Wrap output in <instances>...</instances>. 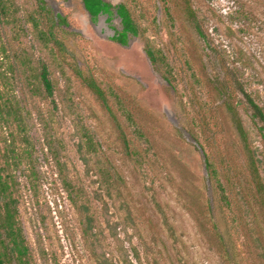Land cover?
<instances>
[{"label": "rangeland", "instance_id": "obj_1", "mask_svg": "<svg viewBox=\"0 0 264 264\" xmlns=\"http://www.w3.org/2000/svg\"><path fill=\"white\" fill-rule=\"evenodd\" d=\"M45 1L51 14L38 0H5L4 17L0 0V90L21 119L0 121V152L14 148L6 167L30 264H224L214 219L238 264H264L245 154L264 184V123L247 100L264 114V0H107L126 3L171 84L142 37L110 38L115 13L93 20L82 0ZM56 14L68 23L53 27L58 43L44 34ZM204 152L235 183L230 205Z\"/></svg>", "mask_w": 264, "mask_h": 264}, {"label": "trees", "instance_id": "obj_2", "mask_svg": "<svg viewBox=\"0 0 264 264\" xmlns=\"http://www.w3.org/2000/svg\"><path fill=\"white\" fill-rule=\"evenodd\" d=\"M40 6L48 14H51L50 9L47 7L45 0H38ZM84 7L89 12L93 20L104 13L112 14L115 13L120 18L121 27L114 30V34L110 37L113 41L118 42L122 45H127L129 40L134 37L143 38V51L147 58L149 59L152 67L155 70H160L163 78L168 84H171V72L166 70V63L163 60L162 53L159 49H156L150 44V41L145 37V29L142 25L135 20L132 16L131 10L128 8L126 3L120 2L117 4H112L107 0H82ZM9 13V9L4 0V17ZM48 30L44 32L47 39L58 43L59 40L55 36L53 27L56 25H67L66 18L61 14H56L55 16H47ZM162 70V71H161ZM38 77L40 78L42 84L50 91V81L48 77L47 67L42 64L38 72ZM89 86V88L103 101V103L109 108L107 104V98L104 95L103 90L96 84L92 79L87 77H81ZM254 112L252 117L254 119L258 118L264 123V114L259 111L258 106L254 101L248 97L247 99ZM236 115L238 129L241 134L244 133L243 127L238 113L232 109ZM0 121L4 124L5 128L10 129L13 124L21 126V119L19 111L16 108V104L12 98H10L5 92L4 95L0 90ZM262 130L264 131V125ZM10 136H13V132L10 130ZM264 138V133H263ZM8 145H13V139L10 137ZM247 149V147H245ZM14 148H6L3 152H0V159H4V163L0 162V264H30V251L29 246L26 243L22 227L18 220V207L17 201L13 197L15 184L13 183V178L8 173L6 165H9L8 152H13ZM247 170L250 176V186L253 188L254 196L256 197V202L264 210V184L261 180L259 170L256 165L255 157L250 154V150L247 149ZM3 154V155H2ZM204 161L206 168L208 170L210 179L215 182V189L218 192L219 200L225 205H230L231 194L235 188V183L230 178H225L224 182L219 179L218 170L214 167L212 161H210L209 156L204 152ZM209 211L212 210L211 203H209ZM214 228V235L216 243L219 247L220 257L222 258L224 264H238L236 260L235 252L232 250L231 245L226 239L224 233L219 227V222L215 219L212 221Z\"/></svg>", "mask_w": 264, "mask_h": 264}]
</instances>
